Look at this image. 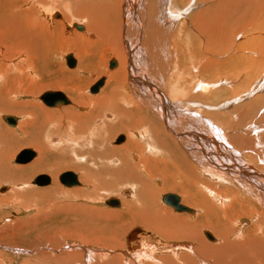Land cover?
I'll return each instance as SVG.
<instances>
[{
  "label": "bare ground",
  "instance_id": "bare-ground-1",
  "mask_svg": "<svg viewBox=\"0 0 264 264\" xmlns=\"http://www.w3.org/2000/svg\"><path fill=\"white\" fill-rule=\"evenodd\" d=\"M20 1L19 4L14 6V0H0V45H2V42L5 46L8 45L12 47L11 49L6 47L3 50L0 46V82L8 80L13 84L17 82L20 84L24 80H32L33 82L39 81L37 77L40 78L43 72L39 71L40 69L38 70V64L44 57H39V54L37 53L36 55L35 53L41 48L44 50L48 45L46 43L42 45L43 39H37L35 30L33 29V23H35L36 19L43 18V20H46L44 22L50 24L47 25L42 21L46 26L54 25L57 27L56 24H62L61 21L54 23L49 20L50 15L53 14L52 12L56 10L60 12L62 10L64 12V16L66 17L65 21H67L66 23L69 28L76 29L74 25L76 26L80 23H83L85 27L82 26V30L77 29V31L84 33H77L73 30L74 34H69L71 36H67L63 41H61L62 39L56 40L57 45L53 47L51 44L53 41L50 44L46 41L50 46L51 51L49 52L52 54L56 53L55 50H57L58 47L64 49L62 52L74 51V54L80 59V71H83L88 67L85 65L84 59L87 57L90 59L92 55L94 56V54H90V50L92 51L94 48L96 51L98 50V52L102 51L101 55L107 53L115 58L109 62L110 70L115 69L118 63L119 67L113 72H108L105 66V74L107 75H104L109 77L108 85L105 91L100 92L102 90L101 88L104 87L107 82V80L105 81V78L102 77L104 79L103 85L99 88L98 92L91 93L89 90V92L95 96L94 98L86 95L84 96V92L82 93L81 91L82 88L78 85V82L72 81V77H63L62 81H56L52 84L56 85L58 89L63 90V92L65 91L67 94H70L76 105H90L91 107L88 111L82 110L83 112L80 113L75 110L76 108H72V106L56 111L43 109L40 105L30 102L20 104L19 107L26 108V110L22 112L25 114V120L18 124V118L15 117L17 119L16 125L13 127L8 126L11 128L17 126L20 134L26 138L29 137L31 139L28 141L29 145L35 148L39 155L38 158L34 160L36 157L35 154V157L30 162L34 161L29 166L13 168L9 164L12 157L10 154L12 149L10 148L14 147L13 144L17 143L16 139L14 141L11 140L5 147L0 143V183L3 184L7 182L15 185L20 182H28L31 176L41 172L49 173L55 179L57 172L61 169L74 170L80 173L81 180L92 189L90 192L86 191L87 188L81 193L74 192L76 196L86 198V200L89 198L95 199L99 197L98 194L100 192L108 190H104L105 187L102 188L97 183L98 177L101 178L102 175V167H100L98 171H93L88 167L97 166L95 162H93V159H100L102 156L106 158L108 156L111 158V164L114 165V163H118L117 160L121 163L115 171H112L114 173H111L115 176V181H121L120 183L117 182V185L114 184L115 187L118 186V184H127V186L130 185L132 188V190L130 188L125 189L128 191L127 193H125V190L119 193V196H121L122 193L121 197L131 198L129 200L121 198L116 208L121 206L122 211L121 208H119L120 212L129 213L136 222L138 220L142 221L148 230L156 232L159 239L164 238L165 240L171 241L172 239L183 238L190 243L189 245H184V247L180 244L182 247L173 248V250H175L173 253H176V259H168L171 257V254L169 255L170 257L167 256L168 258H163L162 256V258H158L154 255L156 251L149 254L142 251L140 255L142 258L146 259L144 260L148 262H145L146 264L264 263V210L258 212V209H264V125L261 124L263 122L257 123L258 120L261 121L264 119V93L261 94V92L259 96L255 95L256 91L259 92L264 90V77L262 76L264 74L262 73V78H258L254 82H251L252 79L250 80L251 84L253 83L254 86H252L250 90L247 89L252 92L246 93L244 98H246L245 100H249L250 96L253 95L255 96L253 100L245 105L241 103L243 106L240 105V108L236 111H234V100L231 103L224 104L226 107L233 105L231 114L225 116L224 114L220 115V113L224 112H218V114L211 113L210 118H212L213 121L210 120V118L208 120L203 118L204 108H206L204 101H216L225 97L228 98V100L232 99L231 97L235 96V90L231 89L229 92L219 90L216 87L218 84L220 85V83L212 86L209 85V87L207 84L203 85L204 83L195 84L198 81V77L196 76L201 75L203 77V74H210L212 70H218L217 65L221 60L217 61L214 59L216 58V54L219 53L220 56V53H225L228 48V51H230V47L234 46V4L240 2V0H197L198 2L196 0H147V8L143 11H140V6L136 3L134 6L129 5L127 3L129 0H62L61 4L58 0H52L53 2L49 3H44L42 0H34V4L31 3L32 0ZM177 2L182 6L185 5V7L180 9ZM30 3L33 5L29 6ZM40 4L42 6H40ZM37 5L39 6L37 7L38 9L42 7L40 8V13L36 8ZM56 5L58 6L56 7ZM61 5L65 7L69 6V9L66 11ZM193 6L194 8L197 6L200 8V6H202V9L199 10L196 8L198 10L194 12L191 9ZM236 8L239 7L236 5ZM242 9L243 12H247L246 10L244 11L245 7ZM262 10L264 11V9ZM248 11L251 10L248 8ZM22 13L26 15L30 13V16H33L29 24H23L26 17H23ZM246 14H248V12ZM62 15L63 13L61 12V16ZM52 16L55 19H60L59 14H53ZM247 16L248 15L243 14L244 20L249 18H246ZM235 17L240 18L242 16L236 15ZM254 17L256 16H253V18ZM261 17L263 18V16H260V18ZM71 18L72 22L70 21ZM243 18H240L241 21ZM179 19H181V28H176L177 30H175ZM249 20L254 21L252 19ZM62 21H64L63 18ZM73 22H75V24H72ZM30 24L33 25H31L28 31H33L34 34L30 32L25 33L28 36L27 38L24 31L27 25ZM245 24H248V22ZM243 26L246 27L245 25ZM23 27L25 29H23ZM188 28L193 29L195 34L193 33L194 35L190 36L192 38H190L191 40L185 41L188 37L186 34ZM251 34L252 33L249 35ZM255 41L257 40L255 39ZM263 43L264 42H262V44ZM35 44L37 45L35 46ZM245 44L247 45V43ZM243 48L244 47L241 49L243 50ZM263 48L264 47H262V49ZM233 50L235 51V49ZM12 51L14 52L12 53ZM237 52L239 51L236 49L233 53ZM14 53L17 54L15 59L13 58ZM40 53L43 56L42 51ZM99 54L100 53H98V55ZM254 55L255 54L252 56ZM249 56L251 55H248V57ZM259 56L261 57V55ZM72 58L75 62L73 67H69L66 63L69 69H74L76 67V61L73 56ZM112 61L115 63L113 67H111ZM262 63L264 65V62ZM249 65L254 66L252 64ZM256 66L257 65H255V68ZM220 68L223 69L222 67ZM233 68H235V66H233ZM241 74L242 73H240V75ZM32 77H36V79L33 80ZM236 80L238 81V78H236ZM241 82L239 83L241 84ZM19 84L17 85L18 87ZM193 85L194 87L196 85L195 89ZM245 86L246 88H250L247 87V83ZM193 89L195 92H200L199 90L206 92L208 89L209 92L211 89L212 91L206 94L205 97L197 95ZM243 89H241V91ZM63 92L60 93L63 94ZM98 93L100 94L98 95ZM63 95L66 97L65 94ZM68 101L69 103L65 105L49 107L40 100L45 107L51 109H60L71 105L72 102L69 99ZM225 106L221 105L218 109ZM79 109L81 108L79 107ZM145 110H147L148 113H145L144 116ZM109 112L113 114L114 123V126H110V128L111 130L115 129L114 133L124 132L127 135V137L124 136V141H126L125 144L120 146L116 145L111 151H108V149L101 151V149H99L100 147L94 149V146L91 149L87 148L89 146L87 141L90 139V135L91 137L94 136V139H92L93 137L91 138L93 145L103 140V136L99 131L100 129H102L101 131L105 129H103L105 121L102 120V118L105 116L104 114ZM5 116H2L1 119L3 120ZM151 117H155V119ZM234 117L236 120H239V122L247 119H251L253 123L257 121V127L253 123H248V125H246V123L242 124L244 125L243 130H253L255 136H253V134L252 136L248 134L247 136L239 135L234 137V135H236L234 134L236 131H234V125H239V122L234 124ZM92 121H94V124L97 126H92L93 128L92 130L90 129L91 131L88 130V135H86L88 139H86L85 134L87 128H89L88 124H92ZM83 124L85 125L81 128ZM36 128L39 129V133L33 134V130ZM51 128H56V132L71 133V135H73V130L77 138L85 139L83 143H87L86 145L83 144L85 147L83 146L79 149L73 147L63 148L60 144L57 146L52 144L55 146L52 148L51 145H48L51 141L48 144L45 141L42 143V132L46 129L50 130ZM79 128L85 132L83 135L80 133ZM242 128L243 127L240 129L242 130ZM240 133L245 132L241 131ZM12 134V131L3 130L0 132V139L5 137V135L13 137ZM50 134L53 135L54 133L51 132ZM136 135L141 139H136ZM7 136L5 137L6 139ZM51 137L52 136H50V138ZM47 138H45L46 141ZM58 143H60V141H58ZM244 146L250 147V149L247 150L248 154H242L240 156L236 151L241 150ZM235 147L236 151L234 150ZM116 158L118 159L116 160ZM14 163L23 165L15 161ZM79 163H86L87 165H81ZM104 171L106 172L109 170L107 168V170ZM202 175L204 178H201ZM76 176L79 182V177L78 175ZM156 179L163 181L162 187L157 188L154 186V184L156 185ZM234 182H237L239 188L241 187L244 191L247 188L253 193L247 195L246 201L252 205V208H248L250 212L258 213L256 220L259 221L257 225L255 224L256 226L248 231L245 240L238 243L236 242L237 240L233 242L236 228L230 227V225L234 226L235 214L238 211L240 212L237 216L242 215V217H251L252 214L243 212L244 208L241 202H244V198L241 194L234 193ZM50 183L48 185H50ZM32 185H34L33 181ZM48 185L39 187H46ZM57 186V183L54 182L47 190L30 191L24 195L15 189L16 191L10 196L11 198H36L37 202L38 200L45 199V196H48V200H51L59 191ZM79 186L80 182L78 186L73 187ZM112 187L113 186L110 188ZM1 188H5V191L0 192L1 194L8 191L7 187L3 186L0 187V189ZM162 191H174V194L178 192L182 198L180 199L177 195L180 199V204L189 208L192 212H177L173 208H170L171 206H169L168 209L164 207L160 203V198L158 196ZM130 192H133L131 196L128 195ZM113 193L116 192L113 191ZM171 193L173 194V192ZM7 198L8 196H3L0 197V200L6 201ZM210 198L215 200V203L219 204L221 208L211 203ZM54 199L57 200V198ZM52 200L48 202L49 206L51 208L54 207L53 209L58 208L59 205H56V202ZM165 205L168 206L167 204ZM83 207L77 208L84 209ZM62 208L63 207H59V209ZM66 209L70 210L72 207L70 208L68 206ZM112 211L115 210L113 209ZM83 212L82 214L85 215L88 211L85 212L83 210ZM108 212H110V210ZM117 212L118 210L116 213ZM180 213H187L195 218L190 219L187 216H182L183 214ZM218 213H221L220 216ZM219 217L221 218L219 219ZM245 219L243 223L247 224L250 222L251 224L250 219H247V217ZM202 229L210 230V232H203ZM205 232L209 233L213 240L208 239L204 234ZM211 232L215 235H212ZM253 234L255 237L251 239ZM204 236L211 244H209L206 239L204 240ZM99 238L96 237L94 240L96 241L97 239L96 242H98ZM147 243L149 242L147 241ZM166 245L169 244H165V246ZM185 247L189 249L186 250L190 251V254L194 253V259L190 254L185 256L180 255L178 257V252ZM143 249L147 250L146 248ZM51 251L55 252V249H51ZM91 251L90 249V252ZM21 253H27V251ZM132 255L125 256L123 253L116 258V262L118 259V264L142 263V259L139 261L135 260V257L132 258ZM174 255L173 257H175ZM35 256H37L35 261H40V263L45 262L47 264H76L78 261L77 259L81 258V255L77 257L76 255L73 256L69 254H67L68 257L65 256L66 258L60 257L55 259L43 255L38 256L37 254H35ZM7 261L8 260H4L0 254V264H11V262ZM95 262H97V264H108L96 260Z\"/></svg>",
  "mask_w": 264,
  "mask_h": 264
},
{
  "label": "rangeland",
  "instance_id": "rangeland-1",
  "mask_svg": "<svg viewBox=\"0 0 264 264\" xmlns=\"http://www.w3.org/2000/svg\"><path fill=\"white\" fill-rule=\"evenodd\" d=\"M58 1H59L60 4L62 3V0H58ZM19 2H21V1L20 0H14V6L19 4ZM42 2L49 3V2H53V1L52 0H50V1L42 0ZM31 3L34 4V0H32ZM31 3H30L29 6L33 5ZM127 3L129 5H131V6H134V4L136 3L138 6H140V11L146 10V8H147V0H129V1H127ZM245 3H246V5H245ZM177 5L179 6L180 9L185 7V5L182 6L178 2H177ZM236 5L239 8H236ZM40 6H42V5L40 4ZM57 6L58 5H56V7ZM234 6H235L234 7L235 8L234 9V15L235 16L236 15L237 16L241 15L242 17H240V18H243V14H245V15H248L246 18H248V17L249 18L248 19L245 18L246 20H244V18H243L242 21H241L240 18L234 16V46L230 47V51H228V49H229L228 48L225 51L226 54L224 52H222V54L220 53L221 57L219 56V53L216 54L215 55L216 58H214V59L217 60V61L221 60L220 63L217 65V69L218 70H212L210 74H203V77L201 75L196 76V77H198V81L195 84L197 85L198 83H204L203 85L207 84V86L209 87V85L212 86V85H216V84L220 83V85L218 84V86L216 88H218L219 90H224V92H229V90L233 89V90H235L234 91L235 96H232L231 97L232 99H229V100H228V98L225 97V98H222V99L220 98V99H218L216 101H212V100L211 101L210 100H206L207 102L204 101V105H206V108H204L203 118L206 119V120H208L211 117V113L212 114H218V112H224V113H220V115L224 114L225 116H229V114H231V111L233 110V108H232L233 105H231V106L229 105L230 107L229 106L226 107L225 105L228 104L229 102L231 103L233 100H234V103H235V105H234V109L235 110L234 111H236L237 109L240 108L241 103L245 105L246 103H248L251 100H253L254 97H255L253 95L250 96L251 99L249 98V100H245L246 98H244L246 93H251L252 92V91H248V90H250L252 88V86H254V84L253 83L251 84V82L252 81L254 82L258 78L259 79L262 78V76L264 77V75H262V73L264 74V69H263L264 65L262 63V62H264V48L262 49V47H264V43L262 44V42H264V40H263L264 39V36H263L264 35V28H263L264 27V14H263L264 11L262 10V9H264V0H250V1L249 0L248 1L247 0H240V2L235 3ZM37 7H39V6L37 5L36 8ZM62 7L66 11L69 9V6L68 7L62 6ZM243 7H245L244 11L246 10L248 12V14H246L247 12H243V9H242ZM40 8H42V7H40ZM40 8L39 9L37 8L39 13L41 11ZM196 8H198L200 10V9H202V6H200V8H199V6L194 8V6H193L191 9H192V11L195 12V11L198 10ZM248 8L251 11H248ZM238 9L241 10V11H239ZM61 12L63 13L62 16H64V12L62 10H61ZM61 12L57 11V10L52 12L53 14H59L60 15V19L53 18V16H52L53 14L50 15L51 19L49 18V20H51L54 23L61 21V23H62V24H60L61 27L58 24H56L57 27L54 26V25H51L52 28H51V26H46L45 24H47V22H44L46 20H43V18L42 19H38V20L36 19L35 23H33L34 24L33 29L35 30V35L37 36V39H39V38L43 39L42 40V45L45 44V43L48 45V46L45 47L44 50H43V48H41V49H39L37 51L35 49V51H36L35 54L36 55L38 53L39 57H44V58H42V60L39 61L40 63L38 64V70L40 69L39 71L43 72V74H42V76H40V78L37 77V79L39 81L38 82H33L32 80H24L20 84L18 82L13 84L11 81H8V80L0 82V132L3 131V130L4 131L9 130L10 132L11 131L13 132V134H12L13 137L7 136V135H5V137L7 136V139L5 137H3V138L1 137L2 139H0V143H1V145H4V147H5V145L10 143L11 140L14 141L16 139L17 143L13 144L14 147L10 148V149H12L11 152H10L12 157H11V159L9 161L10 162L9 164L13 168H23V167L29 166L36 158H38L39 154H38V151L35 148H33L32 146L29 145L28 141H30L31 139L29 137L26 138L22 134H20L19 133V129H18L17 126L14 127V128L9 127L1 119L2 116H5V115L6 116H14V117L18 118V122L17 123L20 124L21 121L25 120V117H24L25 114H23L22 112L24 110H26V108L19 107V106H20V104H25V103H29V102L32 103V104L35 103L36 105L38 104V105H40L41 108L46 109V110L59 111V110H63L64 108H70L72 106V108H76L75 110H77L80 113L83 112V111H88V109L90 110V107H91L90 105H88V106L76 105L74 100H73V98H72V96L70 94H67L65 91L63 92V90L58 89V87L56 85H52V84L54 82H56V81H62L63 77H65V78L72 77V81L78 82V85H80V87L82 88L81 91H82V93L84 92L83 93L84 96L86 95V96L94 98L95 96L89 92L90 87L94 83H96L102 77L105 78V81L107 80L106 85L101 88L102 90L100 92L105 91V89H106V87L108 85L107 83L109 82V80H108L109 77L105 76V75H107V74H105V72H106L105 66H106V69H107L108 72H113V71L117 70L118 67H119V63L117 62L118 66L115 69L110 70L109 69V62L111 60L115 59V58L113 56H110L107 53H105V54L103 53L101 55L102 51L98 52V50L96 51L94 48L92 49V51L90 50V54H94V56L92 55L90 57V59L88 57L84 59V63L88 67L85 68V70H83V71H80V68H79L80 59H79L78 56H76L74 54V51H72V52L71 51L70 52L69 51H63L62 52V50H64V49L58 47V49L55 50L56 53L52 54L51 52H49V51H51L49 44L52 41L53 42L51 44H52V47H53V46L57 45V41L58 40L62 39L61 41H63L64 38H66L67 36H71L69 34H72V33L74 34V32L84 33V32L77 31V29L69 28L67 26L68 24L66 23L67 21H65L66 17L65 16L62 17L61 16ZM237 12H239V13H237ZM72 13H75V12H72ZM240 13H242V14H240ZM191 14H193V13H191ZM22 16L26 17V20L23 21V24L26 25V24H29V21H32L31 18H33V16H30V13H28V15H26L25 13H22ZM253 16H256V17L253 18ZM260 16H263V18L262 17L260 18ZM62 18H63L64 21H62ZM235 19L238 21V23H237V21ZM249 19H252L254 21H251ZM257 19H258V21H257ZM180 20L181 19H179V21H177V25L175 27V30L181 28ZM37 21L39 22V24H38ZM70 21L72 22V18L70 19ZM239 22L241 24L245 25L246 27L241 25ZM247 22H248V24H245ZM249 23H251V24H249ZM33 24L27 25V28H26L27 30L23 27V29H25V31H26V32L24 31V34L27 33V32H30V33L34 34L33 31H28V29ZM72 24H75V22H73ZM77 25L85 27L83 23L82 24L80 23V24H77ZM235 26H238V27H235ZM244 28L247 29V30H245ZM255 28H257V29H255ZM243 29H244V31H243ZM73 30H75V31L73 32ZM193 33L195 34V31L193 29H189L188 28V31H186V34L188 35V37H187V39L185 38L186 40L185 39L184 40L185 41L191 40L192 38L190 36L194 35ZM250 33H252V34L249 35ZM25 35L27 36V34H25ZM28 35H29V33H28ZM260 35H262V36H260ZM40 36H42V37H40ZM236 37H238V38H236ZM248 37H250V38H248ZM27 38H28V36H27ZM245 39H246V41H245ZM255 39L257 41H255ZM46 41H48L49 44ZM245 43H247V45ZM1 44L2 45H0V46L2 47L3 50L6 47L8 49L12 48L11 46H8V45L5 46V44H3L2 42H1ZM237 44H238V46H237ZM36 45L37 44H35V46ZM239 47H240V49H239ZM242 47H244L243 50L241 49ZM13 48L16 49L15 47H13ZM232 48L235 49V51L237 49V51H239L240 53L239 52L233 53L235 51ZM251 49L252 50L254 49L253 50L254 52ZM257 50H259V51H257ZM41 51L43 53V56L40 53ZM58 51H60V52H58ZM13 52L14 51H12V53ZM66 52H68V53H66ZM97 52L100 53V54L98 55ZM227 52H228V54H227ZM253 54H255L256 57H255V55L252 56ZM16 55L17 54L14 53V56H13L14 59L16 58ZM68 55H72L74 57L75 61H76V67L74 69H69L67 67V65H66L65 57L68 56ZM231 55H233L235 57H233ZM248 55H251V56L248 57ZM259 55H261V57ZM252 59H254V60H252ZM223 60H224V62H223ZM232 60L235 61V62H233ZM249 64H252L254 66H250ZM261 64L263 65V67H262ZM232 65L235 66V68H233ZM255 65H257L256 68H255ZM219 66L222 67L224 70L221 69ZM230 67H231V69H230ZM253 68H254V70H253ZM97 69H98V72H97ZM249 69H250V71H249ZM237 72H238V74H237ZM239 72L242 73L243 75L241 74L242 75L241 76ZM249 72H250V74H249ZM256 72H257V74H256ZM217 73H218V75H217ZM220 73H221V75H220ZM233 73H235V74H233ZM251 74H254V75H251ZM210 75H212V76H210ZM257 76H259V77H257ZM32 78H33V80L36 79V77H32ZM236 78H238V81L236 80ZM250 80H251V82H250ZM221 82H223V83H221ZM239 82H241V84ZM249 82H250V85H249ZM246 83L248 85L247 87H250V88H246V86H245ZM18 84H19V87L17 86ZM196 85H195V87H196ZM232 85H233V87H232ZM237 86H238V88H237ZM195 87L193 85L194 89H195ZM221 88H223V89H221ZM194 89H193V91H194ZM212 89H213V87H212ZM212 89L210 90V92L212 91ZM241 89H243V90L241 91ZM47 91L63 92V94H65L66 97L72 102V104L69 105V106H66V107H62L60 109H51V108L45 107L40 102V96L44 92H47ZM199 91L200 92H198V91H196V92L194 91V92L197 95H201V96H205V97H206V94L210 93L209 89L206 92H203L202 90H199ZM8 92H10V93H8ZM238 92H239V94H238ZM260 93L263 94L264 90H261L259 92L256 91L255 95L259 96ZM99 94L100 93H98V95ZM95 95H97V94H95ZM17 104H19V105H17ZM221 105L225 106V107H221V109H218V107L221 106ZM241 106H243V105H241ZM79 107L81 109H79ZM87 107H89V108H87ZM9 109H10V111H9ZM109 113L104 114L105 116H103V118H102V120L105 121L104 122L105 125L103 126V129L104 128L105 129L103 131H101L102 129H100V131H99V133L103 136V140L101 142H97L96 145H93L92 139H94V136H92L93 137L92 138L91 135H90V139L87 141L88 143L86 142L89 145L87 148L91 149L94 146L95 147L94 149H97V148L100 147L99 149H101V151H104V150H107V149H108V151H111V149L115 148L116 145L120 146V145H124L125 144L126 141H123L120 144H116V140H117V138L120 135H123L125 137H127V135L124 132L114 133L115 129L111 130L110 126H114L113 117H112L113 114L110 113V115H109ZM145 113H148V111L147 110L144 111V114H143L144 116H145ZM148 117H149V114H148ZM109 118H111V119H109ZM151 118L155 119V117H151ZM210 120L213 121L212 118H210ZM248 121H250V122H248ZM236 122H239V120H236L235 117H234V124ZM256 122L253 123L251 119H247V120H243L242 122H239V125L235 124L234 125V131L235 130L236 131L234 132V134H236V135H234V137L239 136V135L247 136L248 134L250 136H252L253 130H250V129L243 130L244 129V125H242V124L246 123V125H248V123L249 124L253 123L257 127L258 126L257 123L263 122L261 124L264 125V119H262L261 121L258 120L257 123ZM85 124L81 125V128ZM261 124H259V125H261ZM92 126L93 127L97 126L96 124H94V121H92V124L91 123L88 124L89 128H87L85 136L88 135V130L89 131L92 130V128H93ZM241 127H243L242 130L240 129ZM56 128L55 129L51 128L50 130H48L49 129V127H48V129H46L48 132L54 133L53 135L48 133L46 130H44L42 132V137H43L42 138L43 139L42 143H43V141H45L48 144L51 141V143L48 144V145H51L52 148L57 146L58 144H60L63 148L73 147L75 149L82 148L84 145H86L85 142L83 143V140H85V139L77 138V135L74 134L73 130H72L73 135H71V133H67L66 134V133H62V132H56ZM36 129L33 130V134L39 133V129H37V130ZM79 130H80V133L82 135L85 133L82 129L79 128ZM241 131H244L245 133H240ZM45 132H46V134H45ZM59 133H61V134H59ZM47 136H48V138H47ZM50 136H52V137L50 138ZM253 136H255V134H253ZM87 137L88 136H86V139H88ZM45 138H47V141H46ZM76 139H77V141H76ZM136 139L140 140L141 138L138 135H136ZM58 141H60V143H58ZM77 142H79V143H77ZM90 142H91V144H90ZM52 144L55 145V146H53ZM1 145H0V147H1ZM23 149H31L36 154V157L34 158V160L32 162H29V163H26V164H23V165L15 164L14 161H15L16 156ZM94 149H93V151H94ZM249 149H250V147H245L244 146V147L241 148V150L237 149L239 151H236V147L234 148V150L240 156L242 154H248L247 150H249ZM117 159L118 158H116V160ZM213 159H215V158H213ZM110 160H111V158H109L108 156L106 158L104 156H102L100 159H93V162H95V164L97 166H89L88 167L89 169H92L93 171H98V169H100V167H102L101 168L102 169V175H101V178L98 177L97 183L100 185V187H102V188L105 187L104 190H108V191L100 192L98 194L99 197L95 198V199L89 198V199L86 200V198H83V197H80V196H76V193H74V192H80L81 193V192L85 191L86 188H87L86 191L90 192L92 189L89 188L87 186V184L81 180L80 173L77 172V171H74V170H68V169L67 170L63 169L62 170L61 169V170H59L57 172L55 179L49 173H45V172L37 173V174H34L33 176H31L28 179V182H24V183L20 182L18 184H15L16 186L14 184H10V183H7V182H5L3 184L0 183V187L4 186V187L8 188V191L5 192L4 194L0 193V197L8 196L6 201H1L0 200V224H1L0 225V227H1L0 228V245H1L0 246V254L3 257V259L4 260H8L7 262H11V264H47L45 262H41L40 263V261H38V262L35 261L36 258H37V256H35V254H37L38 256L39 255L48 256V257H50L52 259L65 257V256L68 257L67 254H69V255H73V256L76 255L77 257H79L81 255L80 256L81 258L77 259L78 261L76 262V264H97V262H95V260L96 261H102L103 263L105 262V263H108V264L109 263L113 264V263L116 262V258L124 253L125 256H130V255L134 254V255H132V258L135 257L134 259L138 260V261L140 259H142V263L141 264H146L145 262H147V261H144L146 259L142 258V256L140 255L142 253V251H145L148 254L149 253H154L156 251L155 252L156 254L154 253V255H156L158 258H162V257L163 258H165V257L168 258V257H170L169 255L171 254V257L168 258V259H176L177 258L176 257V253H173V251H175V250H173V248L176 249L177 247H182L181 245H183V247H184V245H189L190 243L186 239L178 238V239H174V240L172 239L170 241V240H165L164 238L160 237L161 239H163V240H161V239H159V237H157L156 232L155 231L151 232L150 230H148L146 228L145 224L142 223V221L138 220L136 222V221L133 220V218L131 217V215L129 213L120 212L119 208H121V211H122V207L121 206L118 207V208H116V207L114 208V207H110L109 205L106 204V200L111 199V198L117 199L119 202H120L121 198L125 199V200H129L131 197H128V196H127L128 198H125L124 196L121 197L122 193H121V196H119V193L121 191H124L127 188H130L132 190L130 185L127 186V184H122V185L118 184V186L115 187L114 184L117 185V182H119V181H115L116 180L115 176L112 175L114 172H112V171H115V169H117L120 166L121 163H119V160H117L118 163H114V165H113V164L110 163ZM79 164L87 165L86 163H79ZM107 168H108L109 171L105 172L104 170H107ZM109 168H111V169H109ZM68 171H72L76 175H78L79 180H80L79 181L80 182V186L79 187L67 188V187L63 186L59 182V176L62 173L68 172ZM41 174H45V175L50 177V179H51L50 185H48L46 187H39V186L32 185V181L34 180V178L37 177L38 175H41ZM201 178H204L203 175H202ZM106 180L107 181L109 180V181L107 182ZM54 182L57 183V185H58L57 187H58L59 191L55 194V197H52L53 200L52 199L51 200L55 201L56 205H59V207H63L62 209H59V207L56 208V209H53L54 207L51 208L49 206V203H48L51 200L50 199L48 200V198H49L48 196H45V199L38 200V202H37L36 198H34L35 199L34 200L33 198L32 199H28L26 197H24V198H21V197L20 198H11V196H10L16 190L20 191L19 193H21L23 195L28 193V192H30V191L32 192V191H36V190L37 191H40V190L43 191L45 189L47 190L48 188H50L54 184ZM112 182H114V183H112ZM111 186H113V187L110 188ZM154 186L157 187V188L162 187L163 186V181L159 180V179H156V185L154 184ZM113 191L116 192L117 194L113 193ZM127 192L128 191L125 190V193H127ZM171 192H173V194H174V191H162V192H160L158 194V196L160 198V203L164 207H166L167 209H168L169 206H166L162 202V197L165 194H168V193H171ZM132 193L133 192H130V194L128 193V195L131 196ZM234 193L235 194H239V195L241 194L243 196V198H244L243 199L244 202H241V204H242V206L244 208L243 212L252 214L251 217H249V216L242 217V215L237 216V214L240 211H238L235 214L236 216L234 217V226L230 225V227H234V229L236 228L235 229L236 231H234V239H233L234 241L233 242H235L237 240L236 242L238 243L240 241L243 242V240H245V236L248 233V231L250 229H252L254 226H256L259 221L256 220L257 216H258V213L257 212L252 213L248 209V208H252V205H250L246 201V198H247V195L250 194L251 192L247 188L244 191L241 187L239 188V185H238L237 182H234ZM175 194L178 195L180 197V199H182L178 192H175ZM251 194H253V193H251ZM23 195H18V196H23ZM68 195H69V197H68ZM71 196H73V197H71ZM54 198H57V200L54 199ZM66 198H68V199H66ZM210 201H211V203L215 204L218 208H221L219 204L215 203V200L211 199ZM33 203H34V205H33ZM36 206H39V207H36ZM68 206L70 208L72 207V209H70V210L66 209ZM73 206H74V208H73ZM77 207L78 208L83 207L84 209H78ZM262 207H263V205H262ZM37 208H39V209H37ZM170 208H172V207H170ZM113 209L115 211H112ZM72 210H74V211H72ZM83 210L85 212L86 211H88V212H86V214L84 215V214H82ZM109 210H110V212H108ZM117 210H118V212L116 213ZM261 210H264V209L263 208L262 209H258V212H260ZM93 211H94V213H93ZM73 212L74 213L77 212V213L74 214ZM174 213H176V212H174ZM180 214H183L182 216H187L190 219H194L195 218L192 215L187 214V213H180ZM218 214L220 216L221 213H218ZM246 217H247V219L251 220V224H250V222L247 223V224L243 223V220H246L245 219ZM220 218L221 217H219V219ZM223 222H224V220H223ZM227 224H228V222H227ZM100 228H102V229H100ZM202 231L203 232L204 231L210 232V230H207V229H202ZM94 232H95V234H94ZM211 234L215 235L213 232H211ZM96 237H98V238L100 237L98 239V242H96L97 239H96V241L94 240ZM253 237H255L254 234H253L251 239H254ZM205 239L206 238L204 236V240ZM104 240L105 241L107 240V241L105 242ZM147 241L149 243H147ZM162 242H163L164 246H163ZM207 242L209 244H211V242H209L208 240H207ZM165 244H169L170 246L169 245L165 246ZM151 245H153V246H151ZM172 245H174L176 247H174ZM146 246H148V247H146ZM143 248H146L147 250H144ZM51 249H55V252H52ZM90 249L93 252L92 251L90 252ZM186 249H188V248L185 247L181 251H179L178 254H177L178 257L180 255H184L185 256V255H189L191 253L190 251H187ZM19 251H21V252L27 251V253H21ZM194 252H195V250H194ZM51 254H53V255H51ZM193 254L194 253L190 254V256L194 259L195 255H193ZM138 255H140V256H138ZM173 255L175 257H173ZM52 256H54V257H52ZM110 261L111 262L113 261V262L111 263ZM118 262L119 261L117 259V262L115 264H118ZM262 264H264V263H262Z\"/></svg>",
  "mask_w": 264,
  "mask_h": 264
},
{
  "label": "water",
  "instance_id": "water-1",
  "mask_svg": "<svg viewBox=\"0 0 264 264\" xmlns=\"http://www.w3.org/2000/svg\"><path fill=\"white\" fill-rule=\"evenodd\" d=\"M74 27L78 30H82V26L74 25ZM66 63L69 67L74 66V60L71 55H68L65 57ZM115 65L114 61L111 62V67ZM104 79H99L93 86L90 88L91 93H97L99 88L103 85ZM40 100L45 103L49 107H55L59 105H65L68 104L69 101L68 99L60 92H54V91H48L44 92L40 96ZM3 121L9 125V126H15L17 119L15 117L11 116H5L3 117ZM124 141V136L120 135L117 140L116 144H120L121 142ZM35 157V153L31 149H23L15 158V162L21 163V164H26L30 162L33 158ZM59 182L64 185L65 187H73V186H78L79 182L77 179V176L73 172H66L63 173L61 176H59ZM50 183V179L46 175H39L33 180V184L36 186H45ZM5 191V188H1L0 192ZM163 202L167 204L168 206H171L175 211L177 212H187L191 213L192 210L189 208L183 206L180 204V199L177 195L168 193L165 194L163 197ZM106 204L109 205L110 207H117L119 204V201L117 199H108L106 200ZM205 236L213 240L212 236L209 233H204Z\"/></svg>",
  "mask_w": 264,
  "mask_h": 264
}]
</instances>
